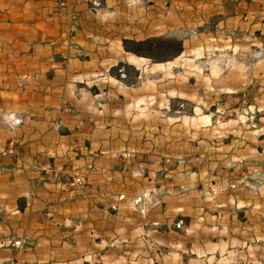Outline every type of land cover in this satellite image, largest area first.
<instances>
[{
  "label": "crops",
  "instance_id": "obj_1",
  "mask_svg": "<svg viewBox=\"0 0 264 264\" xmlns=\"http://www.w3.org/2000/svg\"><path fill=\"white\" fill-rule=\"evenodd\" d=\"M59 1L66 7L55 13ZM97 1L0 0V248L8 252L51 243L48 227L62 230L64 220L96 219L113 185L135 183L168 197L175 187L172 117L143 96L164 89L154 77L173 60L127 52L125 40L198 41L205 62L220 65L216 89L239 91L238 100L249 96L256 109L225 121L200 117L210 133L199 141L205 168L243 167L242 177L252 180L253 170H264V0ZM120 64L135 70L131 83L124 68L120 77L113 73ZM206 71L213 74L211 66ZM149 72L153 81L145 84ZM79 176L87 183L75 188Z\"/></svg>",
  "mask_w": 264,
  "mask_h": 264
},
{
  "label": "rangeland",
  "instance_id": "obj_2",
  "mask_svg": "<svg viewBox=\"0 0 264 264\" xmlns=\"http://www.w3.org/2000/svg\"><path fill=\"white\" fill-rule=\"evenodd\" d=\"M216 25L212 23L211 31H217ZM162 38L181 41L182 52L173 57L168 51L166 58L153 59L173 62L160 64L156 71L154 81L164 89L158 94L147 89L143 96L145 105L157 102L161 113L170 112L175 126L176 185L169 197L161 190L156 195L150 189L142 193L135 183L113 185V196L105 208L96 210V219L80 214L78 221L64 220L62 230L48 227L46 237L52 242L37 250L11 253L0 248V264H264V170H253V180L242 177L243 167L234 172L213 169L211 174L199 148V141L210 135L201 127V116L215 114L225 121L256 109L249 107V96L239 101V91L216 89L221 85L220 65L205 62L198 41ZM262 47L258 43L256 48ZM206 66L213 74L206 75ZM123 68L131 83L136 73L131 67H117L113 73L120 77ZM150 73L143 83L153 81ZM168 82L173 83L171 93L165 91ZM86 183L85 178L82 186ZM26 258L32 263H23Z\"/></svg>",
  "mask_w": 264,
  "mask_h": 264
},
{
  "label": "trees",
  "instance_id": "obj_3",
  "mask_svg": "<svg viewBox=\"0 0 264 264\" xmlns=\"http://www.w3.org/2000/svg\"><path fill=\"white\" fill-rule=\"evenodd\" d=\"M124 47L127 52L138 56L148 57L158 60L160 57L166 58L169 51L173 57L178 56L182 52L181 41L173 38H151L143 41L125 40ZM169 47V48H168ZM168 55V54H167ZM128 67L120 64L118 67Z\"/></svg>",
  "mask_w": 264,
  "mask_h": 264
},
{
  "label": "built area",
  "instance_id": "obj_4",
  "mask_svg": "<svg viewBox=\"0 0 264 264\" xmlns=\"http://www.w3.org/2000/svg\"><path fill=\"white\" fill-rule=\"evenodd\" d=\"M95 4H100L97 0H95ZM66 7V2L64 1H59L56 8H55V13H60L64 8ZM21 123V119L20 118H13L12 119V124L16 125V124H20ZM13 151V148H8L2 151L3 155H7L9 153H11ZM85 182V178H83L82 176H79L77 178H75L72 181V186L75 188H79L81 187Z\"/></svg>",
  "mask_w": 264,
  "mask_h": 264
}]
</instances>
